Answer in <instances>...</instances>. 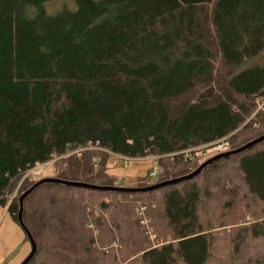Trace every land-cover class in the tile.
Returning a JSON list of instances; mask_svg holds the SVG:
<instances>
[{
	"label": "trees",
	"instance_id": "obj_1",
	"mask_svg": "<svg viewBox=\"0 0 264 264\" xmlns=\"http://www.w3.org/2000/svg\"><path fill=\"white\" fill-rule=\"evenodd\" d=\"M52 1L0 0V207L16 224L38 164L115 187L112 155L153 157L162 173L144 188L191 174L218 141L264 135V0ZM22 201L27 264H264V141L153 192L44 183Z\"/></svg>",
	"mask_w": 264,
	"mask_h": 264
},
{
	"label": "rangeland",
	"instance_id": "obj_2",
	"mask_svg": "<svg viewBox=\"0 0 264 264\" xmlns=\"http://www.w3.org/2000/svg\"><path fill=\"white\" fill-rule=\"evenodd\" d=\"M71 5V1L70 0H53L52 2H48L46 4V9L48 12L50 13H54L56 12L59 8H61L62 6H67L69 7ZM71 7V6H70ZM205 92H208V90H201L199 93H196V97L197 98H201ZM257 103V107L255 110V114L256 117L253 121V126L252 128L254 130H256L257 128L260 127V129H262V131L264 132V96H262L261 98H258L256 100ZM254 114V115H255ZM253 115V116H254ZM232 136L230 135V138ZM229 138V137H228ZM219 142V141H218ZM215 148V149H214ZM229 149V142L228 140H224V144H219L216 147H208V148H204L203 150H200L197 152L198 155L202 156L200 158V161L198 163H204L205 160L210 159L214 156H217V154H221V153H225L228 152ZM110 161L112 162L113 165L116 166V170L122 172L123 174H125L127 171H129V165L136 167V169L134 170L135 173H137L138 175H144L147 176L149 173L154 172L155 176L154 177H150V182L153 181H157L159 180L158 177L159 175L162 173V170L156 169L157 165L154 162V158L153 157H149V158H145V159H141V160H127V159H123L117 156H112L110 158ZM200 164V165H201ZM127 166V167H125ZM199 168V166H198ZM54 165L53 162H48L44 165L39 166L38 168H36L34 170L35 176H33L32 180H37V179H44V177H52L54 175ZM146 174V175H145ZM36 175H38V177H36ZM112 176V175H110ZM143 176V177H144ZM24 180V179H23ZM136 181V183L132 182V178L126 177L124 180L122 179V177H119L117 179V181H115V187H120V188H134V186H136V184L138 183V180H134ZM135 184V185H134ZM14 194H12L10 197L14 196ZM249 222H253L252 219H246L244 221H242V224H234L232 227L229 225L226 227H220V228H215V232L217 233H221V231H230L233 230L235 226H240V225H245ZM224 238V246L226 247V249H228L229 251H225L224 253H222L223 255H230L233 251V247L232 241L230 243H226L225 239L226 236L223 235ZM253 248V246H248L246 249H250ZM259 248V246H258ZM257 250V249H256ZM226 257V256H225ZM227 258V257H226Z\"/></svg>",
	"mask_w": 264,
	"mask_h": 264
},
{
	"label": "crops",
	"instance_id": "obj_3",
	"mask_svg": "<svg viewBox=\"0 0 264 264\" xmlns=\"http://www.w3.org/2000/svg\"><path fill=\"white\" fill-rule=\"evenodd\" d=\"M129 168V171L123 174L116 170V166L112 164L110 158L106 164L107 173L112 175L116 181L119 177H122L123 180L129 177L132 178L133 183H136L135 179L139 180L144 176L134 172L136 167L129 165ZM30 251L31 245L26 239L25 231L11 219L6 208L0 207V264H21Z\"/></svg>",
	"mask_w": 264,
	"mask_h": 264
},
{
	"label": "water",
	"instance_id": "obj_4",
	"mask_svg": "<svg viewBox=\"0 0 264 264\" xmlns=\"http://www.w3.org/2000/svg\"><path fill=\"white\" fill-rule=\"evenodd\" d=\"M264 141V135L260 136L257 138V140L252 141L246 145H244L243 147L237 149V150H233L230 152H225V153H221V154H217V156H214L210 159H207L204 161V163H202L201 165H199V168L196 169L195 171H193L191 174L187 175V176H183V177H179V179H175V180H169L167 182H162V183H158V184H153L152 186L149 187H144V188H120V187H101L99 186H94V185H89V184H84V183H74V182H67V181H63V180H58V179H54V178H44L41 179L39 181H37L33 187L31 186L26 192H24L19 198H18V203H19V212H18V222L20 224V226L23 229V223H22V203L24 200V198L37 186L44 184V183H57V184H62V185H66V186H72V187H77V188H82V189H88V190H95V191H99V192H121V193H147V192H153L154 190L166 187L168 185L171 184H175L178 183L179 181L182 180H188V179H192V177L197 176L198 174L201 173V171L205 168V166H207L208 164L218 160L219 158H224V157H228L234 154H238V153H242L244 150L249 149L255 145H257V143H260ZM24 230V229H23ZM25 233L28 236V240L30 242L31 245V251L29 253V255L23 260V262H21V264H27L30 259L33 257L34 254H36V245L35 242L33 241L31 235L29 234V232L25 229L24 230Z\"/></svg>",
	"mask_w": 264,
	"mask_h": 264
},
{
	"label": "built area",
	"instance_id": "obj_5",
	"mask_svg": "<svg viewBox=\"0 0 264 264\" xmlns=\"http://www.w3.org/2000/svg\"><path fill=\"white\" fill-rule=\"evenodd\" d=\"M219 144H224V140H221V141L217 142L216 144H213V145L210 146V147H216V146H218ZM214 149H215V148H214ZM77 154L80 155V153H77ZM45 164H46V163H45ZM41 165H44V164H38V165H36L35 167H33L32 169L28 170V172L26 173L25 177H26L28 180H32L33 176H35V174H32V173H34V170H35L36 168H38L39 166H41ZM154 176H155L154 172L150 173V177H151V178L154 177ZM36 177H38V175H36ZM38 178H39V177H38ZM14 196H15V195H14ZM14 196H12L11 198H13ZM143 210H144V208H141L140 211H139V213H138V215L141 216V218H142V220H141V224H142L143 226H147L148 221H147V219H145L144 216H143ZM149 237H150L151 240H154V238H155V235H154L153 233H150V230H149Z\"/></svg>",
	"mask_w": 264,
	"mask_h": 264
}]
</instances>
